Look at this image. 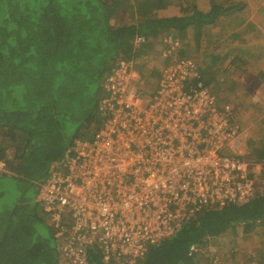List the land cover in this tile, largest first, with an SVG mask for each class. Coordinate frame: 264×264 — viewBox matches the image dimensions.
<instances>
[{"label":"trees","instance_id":"1","mask_svg":"<svg viewBox=\"0 0 264 264\" xmlns=\"http://www.w3.org/2000/svg\"><path fill=\"white\" fill-rule=\"evenodd\" d=\"M204 1L210 5L202 7ZM227 2L0 0V159L15 173L0 178L37 179L64 161L75 139L92 138L102 126L104 85L121 57L133 60V69L141 59L139 66L155 70L156 80L161 70L149 56L155 40L161 35L180 40V57L187 56L183 47L191 40L197 49L212 46L218 39L214 26L245 8L244 0ZM138 36L147 42L137 44ZM141 90L148 101L157 89ZM73 103L77 106L71 108ZM78 111L88 131L77 129L69 136L68 125ZM258 159L264 161V153ZM250 174L256 189L247 202L205 207L178 232L151 246L140 264H212L216 254L210 246L222 247L236 227L264 246V169ZM3 194L0 264H57L60 239L40 204L35 199L28 208L24 198L13 203L3 201ZM88 260L105 264L99 248L90 250Z\"/></svg>","mask_w":264,"mask_h":264},{"label":"built area","instance_id":"2","mask_svg":"<svg viewBox=\"0 0 264 264\" xmlns=\"http://www.w3.org/2000/svg\"><path fill=\"white\" fill-rule=\"evenodd\" d=\"M164 39L162 55L171 60L154 97L147 101L131 82L139 76L134 62L121 57L104 85L102 126L75 139L71 155L39 182L36 201L60 239L57 264H89L94 248L105 264H140L205 207L245 203L255 193L250 171L264 162L243 156L248 129L219 103L197 62L179 56L180 40ZM0 173H14L6 159Z\"/></svg>","mask_w":264,"mask_h":264},{"label":"rangeland","instance_id":"3","mask_svg":"<svg viewBox=\"0 0 264 264\" xmlns=\"http://www.w3.org/2000/svg\"><path fill=\"white\" fill-rule=\"evenodd\" d=\"M189 1L194 2V0ZM244 1L245 8L240 13H231L230 21L223 23L224 25L217 23V26H214L213 32L218 39L212 46H202L197 49L196 44L191 40L183 47V54L197 62L201 76L216 93L219 103L229 104L232 113L235 111V115H232L234 120L248 129V139L242 147L244 158L264 162L258 159V155L264 153V0ZM252 1L256 2L255 6ZM230 3L238 4L240 0H229L227 4ZM200 5L208 7L210 3L204 1ZM260 17L262 22L259 20ZM165 37L166 35H161L155 40L154 50L149 55L151 61L160 70L171 60L162 55L167 46ZM218 44L220 46L217 48L215 45ZM175 58L178 57L174 56L172 59ZM140 60L137 59V65L133 69L139 76L132 77L131 82L143 90L158 89L161 74L158 73L155 80V70L139 66ZM75 106L76 103H73L71 108ZM79 112H74L72 121L68 125L69 136L77 129L80 132L88 131L83 119L78 115ZM68 119H70L68 116L62 118L65 124L68 123ZM58 164H54L50 169ZM46 172L40 177H35L37 179L26 180L23 176L20 179L11 176L0 178V191L4 192L3 201L14 203L24 198L28 201V208L34 207L33 201L37 197L39 182ZM47 221L51 224L49 217ZM40 226H45L43 230L48 229L46 224ZM230 237V240L223 242L222 247L210 246V253L216 254L212 264H264V246L259 239L244 234L238 227L233 230ZM232 238L235 239L236 244Z\"/></svg>","mask_w":264,"mask_h":264},{"label":"crops","instance_id":"4","mask_svg":"<svg viewBox=\"0 0 264 264\" xmlns=\"http://www.w3.org/2000/svg\"><path fill=\"white\" fill-rule=\"evenodd\" d=\"M257 3H258V2H257ZM252 4H253V6H255L254 4H256V2H253V1H252ZM263 5H264V4H263ZM256 6H257V5H256ZM256 18H257V15H256ZM258 18H259V17H258ZM258 18H257V19H258ZM259 20L262 22V17H260ZM256 23H258V22L256 21ZM245 128H246V127H245Z\"/></svg>","mask_w":264,"mask_h":264},{"label":"clouds","instance_id":"5","mask_svg":"<svg viewBox=\"0 0 264 264\" xmlns=\"http://www.w3.org/2000/svg\"><path fill=\"white\" fill-rule=\"evenodd\" d=\"M50 170H51V169H49V172H50ZM13 172H14V171H13ZM0 174H2V173H0ZM4 174H6V173H4ZM13 174H15V173H13ZM13 174H8V175H13ZM45 176H47V175H45ZM45 178H46V177H45ZM45 178H44V179H45ZM36 198H37V197H36Z\"/></svg>","mask_w":264,"mask_h":264},{"label":"water","instance_id":"6","mask_svg":"<svg viewBox=\"0 0 264 264\" xmlns=\"http://www.w3.org/2000/svg\"><path fill=\"white\" fill-rule=\"evenodd\" d=\"M49 173V169L47 170V172H46V175Z\"/></svg>","mask_w":264,"mask_h":264}]
</instances>
